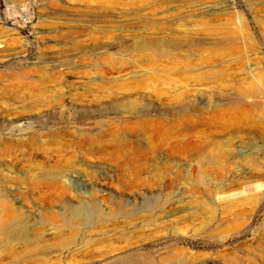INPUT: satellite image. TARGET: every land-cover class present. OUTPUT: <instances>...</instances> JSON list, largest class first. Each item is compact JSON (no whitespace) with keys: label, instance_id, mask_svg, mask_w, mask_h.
<instances>
[{"label":"rangeland","instance_id":"1","mask_svg":"<svg viewBox=\"0 0 264 264\" xmlns=\"http://www.w3.org/2000/svg\"><path fill=\"white\" fill-rule=\"evenodd\" d=\"M0 264H264V0H0Z\"/></svg>","mask_w":264,"mask_h":264}]
</instances>
